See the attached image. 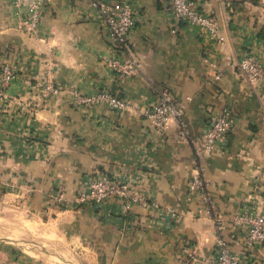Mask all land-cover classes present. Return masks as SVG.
<instances>
[{"label":"crops","instance_id":"obj_1","mask_svg":"<svg viewBox=\"0 0 264 264\" xmlns=\"http://www.w3.org/2000/svg\"><path fill=\"white\" fill-rule=\"evenodd\" d=\"M16 1L0 0V71L14 72L0 88V264H181L184 249L196 264H214L218 237L241 264H264V242L247 247L230 223L244 210L264 215V82L249 83L237 66L249 52L264 63V0H194L221 42L176 21L171 0H120L134 13L127 45L139 64L120 78L104 64L116 54L95 0H37L34 33L18 25L34 0ZM45 78L56 95L41 96ZM71 87L84 95L107 89L129 107L76 104ZM164 98L180 107L187 142L176 119L160 132L142 114ZM223 112L229 133L196 156ZM197 165L208 205L190 190ZM97 176L130 181L146 202L125 212L120 199L55 201ZM218 215L228 221L222 232Z\"/></svg>","mask_w":264,"mask_h":264},{"label":"built area","instance_id":"obj_2","mask_svg":"<svg viewBox=\"0 0 264 264\" xmlns=\"http://www.w3.org/2000/svg\"><path fill=\"white\" fill-rule=\"evenodd\" d=\"M22 0H17L20 4ZM95 6L102 16L106 30L112 42V49L115 56L104 59V64L112 74L120 78L133 75L139 68V64L131 57L128 47V36L134 28L135 20L132 7L124 1H105L95 0ZM174 18L176 21L185 22L188 25L207 28L218 39L222 41L223 37L218 36L217 27L213 19L201 12L194 0H171ZM42 4L34 0L28 6L26 14L19 17L18 25L22 30L34 33L41 18ZM129 53V57L120 56V52ZM241 75L249 82H264V63L261 62L255 53L249 52L244 55L237 64ZM14 72L9 65H2L0 71V88L5 90L9 87ZM71 94L76 104L85 107H92L100 104L114 111L123 112L129 107L128 100L121 98L107 89L100 90L93 95H84L75 88H70ZM59 92L58 85L51 79L45 78L40 94L43 98L56 95ZM144 116L152 121V125L158 131H162L169 120L176 119L181 126L180 139L183 142L190 140L183 128L182 111L179 106L164 98L159 104L144 109ZM231 129V124L225 112L212 118L208 124V129L202 133L199 146L195 149L196 156L209 155L216 149L217 143L226 137ZM193 142V141H191ZM203 166L195 168V174L190 182V190L196 192L204 202L209 204V197L206 191V181L202 176ZM1 183V178H0ZM120 199L125 212L131 211L134 206L143 205L146 202L145 196L135 185L118 178H109L106 176H97L89 180L85 188L75 196L68 198L62 192L55 196L57 203L65 204H102L108 200ZM72 201V202H71ZM209 208V207H208ZM171 212V210H169ZM215 228L222 232L227 222L222 216L214 217ZM230 223L243 230L244 243L247 247H254L256 244L264 242V215L248 210L237 212L233 215ZM185 255L179 259L181 264H196L194 250L184 249ZM214 264H241L239 256L229 247L228 242L223 237H218L215 244Z\"/></svg>","mask_w":264,"mask_h":264}]
</instances>
